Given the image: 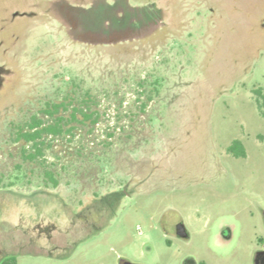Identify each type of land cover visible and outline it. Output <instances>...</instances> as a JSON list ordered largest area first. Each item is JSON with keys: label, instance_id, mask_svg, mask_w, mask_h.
Masks as SVG:
<instances>
[{"label": "rangeland", "instance_id": "374dc122", "mask_svg": "<svg viewBox=\"0 0 264 264\" xmlns=\"http://www.w3.org/2000/svg\"><path fill=\"white\" fill-rule=\"evenodd\" d=\"M129 1L156 2L163 26L89 43L61 19L68 4L92 0H0V66L14 72L0 90V259L255 264L264 0ZM87 91L96 123L75 121L25 159L19 126L36 114L46 121L48 103L66 101L68 115Z\"/></svg>", "mask_w": 264, "mask_h": 264}, {"label": "trees", "instance_id": "16d2710c", "mask_svg": "<svg viewBox=\"0 0 264 264\" xmlns=\"http://www.w3.org/2000/svg\"><path fill=\"white\" fill-rule=\"evenodd\" d=\"M67 7L64 11L68 19H59L70 26L69 32L77 33L82 36L77 38L89 43L97 39L100 43H114L119 40L143 37L155 33L164 23L163 9L156 2L133 5L129 0H92L89 6L70 3ZM13 73L10 69L0 66V90ZM70 100H73L72 96ZM78 102L70 109L68 115L64 113L69 110L66 101L48 103L42 109L48 118L46 121L36 114L26 127L19 126L15 132L14 141L31 145L30 149L26 147L22 149L25 159L33 161L42 153L41 145L46 136L73 132L77 126L73 124L75 121L96 123L91 94L87 91ZM239 143L240 141L236 140L230 149H234ZM46 180L52 182L54 186L58 185V179L52 171H46ZM0 264H17V259L7 257Z\"/></svg>", "mask_w": 264, "mask_h": 264}, {"label": "water", "instance_id": "95a60500", "mask_svg": "<svg viewBox=\"0 0 264 264\" xmlns=\"http://www.w3.org/2000/svg\"><path fill=\"white\" fill-rule=\"evenodd\" d=\"M176 232L180 237H188L189 233L184 223L180 222L176 226ZM121 264H136L127 260H123ZM255 264H264V251H259L255 257Z\"/></svg>", "mask_w": 264, "mask_h": 264}, {"label": "flooded vegetation", "instance_id": "af4514ba", "mask_svg": "<svg viewBox=\"0 0 264 264\" xmlns=\"http://www.w3.org/2000/svg\"><path fill=\"white\" fill-rule=\"evenodd\" d=\"M7 257H15L17 259V255L15 253H10V254H5L1 259H0V263L1 261L4 259V258H7ZM188 262H193L192 260H188ZM17 264H18V259H17ZM192 264V263H191Z\"/></svg>", "mask_w": 264, "mask_h": 264}]
</instances>
